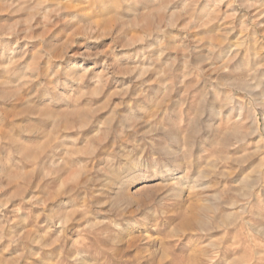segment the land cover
<instances>
[{"label": "rangeland", "instance_id": "obj_1", "mask_svg": "<svg viewBox=\"0 0 264 264\" xmlns=\"http://www.w3.org/2000/svg\"><path fill=\"white\" fill-rule=\"evenodd\" d=\"M0 264H264V0H0Z\"/></svg>", "mask_w": 264, "mask_h": 264}]
</instances>
